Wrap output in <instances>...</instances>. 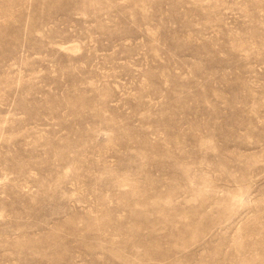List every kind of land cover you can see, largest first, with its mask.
<instances>
[{
	"label": "rangeland",
	"instance_id": "rangeland-1",
	"mask_svg": "<svg viewBox=\"0 0 264 264\" xmlns=\"http://www.w3.org/2000/svg\"><path fill=\"white\" fill-rule=\"evenodd\" d=\"M0 264H264V0H0Z\"/></svg>",
	"mask_w": 264,
	"mask_h": 264
}]
</instances>
